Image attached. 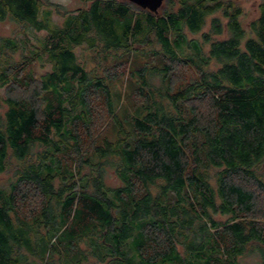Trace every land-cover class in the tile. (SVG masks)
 Returning a JSON list of instances; mask_svg holds the SVG:
<instances>
[{
  "label": "trees",
  "instance_id": "obj_1",
  "mask_svg": "<svg viewBox=\"0 0 264 264\" xmlns=\"http://www.w3.org/2000/svg\"><path fill=\"white\" fill-rule=\"evenodd\" d=\"M81 1L57 23L51 0H0L17 27L0 37V264H264V0L248 31L234 0ZM28 29L45 36L25 52ZM79 46L153 62L122 92Z\"/></svg>",
  "mask_w": 264,
  "mask_h": 264
},
{
  "label": "rangeland",
  "instance_id": "obj_2",
  "mask_svg": "<svg viewBox=\"0 0 264 264\" xmlns=\"http://www.w3.org/2000/svg\"><path fill=\"white\" fill-rule=\"evenodd\" d=\"M54 4L52 7L53 13H52V18L55 22L60 23L62 20V17L57 13L56 7H59L61 10H74L76 8L82 7L85 5L83 1L81 0H51ZM170 0H167L166 3L159 8L158 13H160L164 6L168 4ZM237 1V3L241 6V14L239 16V20L241 22L242 27L248 31L249 29V24L252 20H254L257 15H258V2L259 0H234ZM57 5V6H56ZM216 16H221V12H216ZM210 16L207 18V24L203 28V31H206L208 28ZM222 22H225L226 19L221 16ZM17 27L15 26V23L10 21V20H0V37H5V36H11L13 35L14 32H16ZM25 35L27 36V47L24 49L25 52H28V47L29 46H38L40 45V41L42 38L45 36L44 31L36 32L32 29H28L25 32ZM20 36V35H19ZM198 36L199 34H190L188 33V37H195ZM206 47V46H205ZM75 52L80 60L81 63H83L84 67L87 70L95 71L97 75L102 76L104 73V70L107 68L108 70L110 69V75H114L115 77H111V80L109 81L110 87L113 90H119L122 92L127 91L128 92V87L129 84L131 83V80H129V70L133 68L135 65H141L143 62L146 63H152L151 61V55L149 54H144L140 56H136V58H131L132 56L126 57L125 55L119 56L117 60H120L122 58L124 59V65L120 66V64H115L114 60L112 61L109 59V57H104L103 54H99L96 51L92 49H88L86 47H76ZM14 58L16 60L19 59L18 54L14 55ZM127 60V61H126ZM130 60V61H129ZM50 68V65L46 63L44 60L42 62H35L31 65V71L32 74L37 77L38 75L44 73ZM113 74H112V73ZM178 75L184 74V76L187 78L188 75H190L192 72L189 71V73L184 72L179 70ZM193 74V73H192ZM107 75V74H106ZM157 80V79H156ZM156 80H153L156 82ZM158 83V82H156ZM131 90V89H130ZM133 90V87H132ZM0 94L4 95V88H0ZM123 100V104H127V98L124 96L121 97ZM132 101V100H131ZM97 108L99 111H102L104 106L103 104H98ZM97 112L94 111L93 119H94V129L93 131L98 132V138L95 140V143L100 142L101 135H104L107 133V130L105 129L103 123L104 119H106V115L101 114L100 116H96ZM96 116V118H95ZM105 124V123H104ZM109 175L107 177V182L110 184H117L118 180L116 179L115 175L113 174V171L109 170ZM6 178V174L3 173L0 175V180L3 181ZM242 261L245 264H255L258 261V257L250 255L246 256L242 259Z\"/></svg>",
  "mask_w": 264,
  "mask_h": 264
},
{
  "label": "water",
  "instance_id": "obj_3",
  "mask_svg": "<svg viewBox=\"0 0 264 264\" xmlns=\"http://www.w3.org/2000/svg\"><path fill=\"white\" fill-rule=\"evenodd\" d=\"M137 3L142 8H149L152 12H156L157 8L160 6L162 0H131Z\"/></svg>",
  "mask_w": 264,
  "mask_h": 264
},
{
  "label": "flooded vegetation",
  "instance_id": "obj_4",
  "mask_svg": "<svg viewBox=\"0 0 264 264\" xmlns=\"http://www.w3.org/2000/svg\"><path fill=\"white\" fill-rule=\"evenodd\" d=\"M126 1H128V2H130V3H133V4L137 5L138 7H140L137 3H135V2H133V1H131V0H126ZM166 1H167V0H162L160 6L157 8L156 13L159 11V8H160L161 6H163V5L166 3ZM145 9L151 11V10H150L149 8H147V7H145Z\"/></svg>",
  "mask_w": 264,
  "mask_h": 264
}]
</instances>
